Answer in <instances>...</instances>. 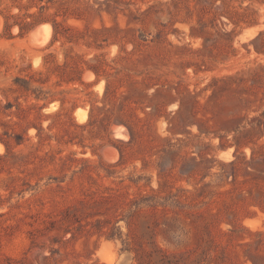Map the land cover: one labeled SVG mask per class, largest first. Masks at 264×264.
<instances>
[{"label":"rangeland","instance_id":"374dc122","mask_svg":"<svg viewBox=\"0 0 264 264\" xmlns=\"http://www.w3.org/2000/svg\"><path fill=\"white\" fill-rule=\"evenodd\" d=\"M166 2L0 0V264H264V0Z\"/></svg>","mask_w":264,"mask_h":264},{"label":"trees","instance_id":"16d2710c","mask_svg":"<svg viewBox=\"0 0 264 264\" xmlns=\"http://www.w3.org/2000/svg\"><path fill=\"white\" fill-rule=\"evenodd\" d=\"M93 1L95 4L98 5L97 8H94V4H90V0H86V1L83 0L84 8L86 10L93 11L98 16H101L102 10L100 9V6L103 3H105L106 5H109V0H104V1L93 0ZM206 1H208V6L212 7L217 0H206ZM221 1H222V6H224L225 5L224 0H221ZM256 1H263V0H256ZM181 2H182V0H170L169 3L166 2L165 4H163V5L167 6L168 8L170 6L173 7V10L168 11V15L170 16V20H174V19H176L177 16H179L180 11H181V8H180ZM152 9H153V6L149 7L147 11H150ZM184 10L186 11L185 13L188 15L189 14L188 8L186 7ZM106 12H109L108 9L106 10ZM17 25L19 27V33L22 36V35L27 33V31L29 30V28L31 27L32 24L23 22V23H18ZM55 33H56V29H55ZM11 107H12V105L10 103H6L2 106L0 105V114H5L8 111L10 113ZM40 109H41V107H40ZM4 135H6V140L0 138V142L5 146L6 155H7V154H9V150H10V141H8L7 139L10 138V135H7V133H4ZM13 138H14V145L15 146L21 144V137L19 135H14ZM0 158H1V156H0ZM166 264H178V263L168 261Z\"/></svg>","mask_w":264,"mask_h":264},{"label":"bare ground","instance_id":"6f19581e","mask_svg":"<svg viewBox=\"0 0 264 264\" xmlns=\"http://www.w3.org/2000/svg\"><path fill=\"white\" fill-rule=\"evenodd\" d=\"M40 29H44L46 30L47 34L50 35V32H51V28L50 26L47 24V25H42V26H39L37 27L36 29H34L33 31H31L30 33V39H33L35 37H37L38 33H39V30ZM49 37V36H48ZM32 42H34L33 40H31ZM42 44V43H41ZM90 78V77H89ZM109 151V150H108ZM113 162V161H112Z\"/></svg>","mask_w":264,"mask_h":264}]
</instances>
